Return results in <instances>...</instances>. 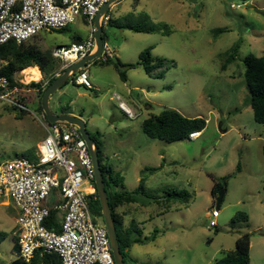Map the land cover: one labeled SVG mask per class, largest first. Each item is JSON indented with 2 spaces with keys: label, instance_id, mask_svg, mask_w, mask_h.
<instances>
[{
  "label": "rangeland",
  "instance_id": "obj_1",
  "mask_svg": "<svg viewBox=\"0 0 264 264\" xmlns=\"http://www.w3.org/2000/svg\"><path fill=\"white\" fill-rule=\"evenodd\" d=\"M108 14L111 59L123 67L100 60L90 63L85 69L92 89L71 79L52 96L50 109L59 114L61 106L69 105L71 113L85 121L99 142L101 165L121 177L118 191H135L148 170L139 198L150 205L136 204L137 210H129L127 217L136 220L144 238L154 230L165 233L154 242L132 246L128 263L216 264L222 251L234 250L238 236L249 232L251 264H264V125L254 119L245 79V59L264 56V0H117ZM88 36L80 16L67 28L42 31L30 41L52 51ZM236 42H240L238 54L227 63ZM149 47L153 58L164 60L161 70L170 66L164 76H150L141 65L125 66L137 64ZM19 78L26 82L23 72ZM33 81L37 82L25 84ZM30 90L24 95L28 110L0 101V162L37 160L47 132L37 118L42 115L41 96ZM115 95L139 115L128 117ZM165 108L202 117L207 126L196 139H151L142 123ZM152 168L156 172H150ZM82 189L94 191V182H85ZM172 190L188 192L189 200L156 202ZM222 191L217 210L216 197ZM238 212L247 213L249 220L233 221ZM18 215L11 198L0 199V264H15L19 258ZM98 222L105 225L101 219Z\"/></svg>",
  "mask_w": 264,
  "mask_h": 264
},
{
  "label": "built area",
  "instance_id": "obj_2",
  "mask_svg": "<svg viewBox=\"0 0 264 264\" xmlns=\"http://www.w3.org/2000/svg\"><path fill=\"white\" fill-rule=\"evenodd\" d=\"M110 1L0 0V44L10 40L22 44L42 31L65 29L82 16L90 27L89 37L52 51V56L62 64L61 69H66L95 51L94 20ZM110 18L107 12L102 19L103 28ZM112 57L113 52L104 41L99 60L106 62ZM23 71L15 73L14 86L6 77L0 78V101L28 110L24 95L31 90L19 85H28L19 78ZM74 83L92 89L85 68L75 74ZM115 99L128 117L135 119L139 115L121 96L115 95ZM37 118L47 132L38 146L37 160L17 158L0 162V199L11 198L19 210L18 257L29 263L41 251L56 253L62 264H116L107 228L91 211L90 205L96 199L94 191L82 189L85 182L95 178L86 141L76 126L51 123L44 113ZM200 134L194 132L190 139ZM53 213V227L57 224L58 231L47 227ZM211 226L216 223L212 221Z\"/></svg>",
  "mask_w": 264,
  "mask_h": 264
},
{
  "label": "trees",
  "instance_id": "obj_3",
  "mask_svg": "<svg viewBox=\"0 0 264 264\" xmlns=\"http://www.w3.org/2000/svg\"><path fill=\"white\" fill-rule=\"evenodd\" d=\"M139 1V0H135ZM108 25H112V19ZM104 29V40L107 41L106 27ZM133 30L137 32H145L148 31L146 29H142L140 27H132ZM39 35V34H38ZM36 35L33 38H36ZM37 41H27L22 44H18L17 42L10 40L4 44H0V78L6 77L12 86L16 85L14 76L17 71H40L43 75L41 81V75L35 77V81L39 82H31L28 85L19 84L21 87H26L27 89H36L40 94V103H39V111L43 113V109L41 106V98L45 91V89L52 84L57 78V74H62L66 69H61L60 62L52 56V51L50 49L43 50L38 47L36 44ZM152 47L147 48L140 54V60L137 64H128L125 65L128 69L135 68L137 65H141L145 72L150 76L160 77L164 76L167 68L161 70L164 60L161 58H153L151 55ZM240 49V42H236L231 48V54L227 63L232 59H235L238 51ZM99 61V59H97ZM96 61V60H95ZM101 61V60H100ZM102 62V61H101ZM106 64L113 63L115 67L122 68L123 64L120 61L114 63L112 59H109L106 62H102ZM174 65V64H172ZM225 66L223 69H225ZM245 79L246 83L250 89L251 98L250 104L253 109L254 119L257 123L264 125V56H255L249 55L245 59ZM32 67V68H30ZM39 67V69L37 68ZM60 70V71H59ZM23 71V72H24ZM120 76L122 79H126L125 71L120 69ZM71 79H74L71 78ZM70 79V80H71ZM70 80L65 84L67 85ZM27 83L30 81L25 80ZM32 81V80H31ZM148 107H151V104L146 103ZM70 106H62L59 114H70ZM207 126V120L202 117H186L181 114L179 111L175 109L165 108L159 114H151L148 118H146L142 123V129L144 133L151 139L156 140H164L167 142H176L180 140L190 139V134L194 132H202ZM95 139L99 146V142ZM99 154H100V162L101 160V150L99 146ZM104 180L106 183V190L109 196V203L113 212V217L115 219L118 239L120 242L121 252L124 256L125 264L128 263V255L129 250L132 246L139 243H149L155 241L159 234L165 233V231L154 230L153 233L148 237H143L142 232H139L135 221H131L126 223L125 217L128 215L126 211L127 206L144 203L140 201L139 196L143 193L146 185L145 172H143V176L140 179V184L138 188L129 193L124 191H118L116 187L119 185L121 178L118 174L114 175L112 168L105 169L101 165ZM238 171L240 167H237ZM150 172H156V169H150ZM110 181L111 189L108 185V180ZM94 182V196L96 199L91 203V211L92 214L98 219V221L103 219L101 204L99 201L97 187ZM215 192V188L213 190ZM181 198L183 201L189 200V193L186 191L179 192L177 190H172L166 192L163 198L156 201L158 204L173 201ZM219 199V196L216 197ZM157 200V199H156ZM125 208V209H124ZM122 210V211H121ZM163 214V212L161 213ZM55 216L53 213L50 223L47 224V227L50 229L59 230V227L55 225ZM249 215L245 212H238L234 217L233 221H248ZM1 237H6L5 234H2ZM16 244H15V252L18 253V236L16 235ZM251 233L243 232L241 233L236 240V247L234 250H224L222 251V255L219 259H217L216 264H251L250 258V250H251ZM15 264H62L59 255L53 252H45L37 251L33 256L31 262L27 263L21 258L15 262Z\"/></svg>",
  "mask_w": 264,
  "mask_h": 264
},
{
  "label": "water",
  "instance_id": "obj_4",
  "mask_svg": "<svg viewBox=\"0 0 264 264\" xmlns=\"http://www.w3.org/2000/svg\"><path fill=\"white\" fill-rule=\"evenodd\" d=\"M117 0H111L106 3L98 12L97 16L94 20L95 31V42L96 48L95 51L76 63L72 64L66 70L57 76L55 81L50 84L44 91L41 98V106L43 109V113L45 114L47 120L51 123H67L69 125L76 126L83 139L86 141L92 160L93 167L95 172V184L98 191L99 201L101 204L102 215L105 222V226L108 231V235L110 238L112 253L115 259L116 264H125L124 256L121 252L120 242L118 239L115 219L113 217V212L109 203V196L106 190V183L104 180L103 171L101 168L100 162V154H99V146L94 138L91 137V134L87 130V125L84 120L73 115V114H56L52 112L50 109V100L52 96L59 91L71 78L75 76V74L80 70L86 68L90 63L99 59L104 45V29L102 25V19L104 15L109 11L112 4H114ZM80 40H76L74 44H79ZM225 192L222 191L219 195L218 205L216 207L217 210L220 208V204L223 201Z\"/></svg>",
  "mask_w": 264,
  "mask_h": 264
},
{
  "label": "crops",
  "instance_id": "obj_5",
  "mask_svg": "<svg viewBox=\"0 0 264 264\" xmlns=\"http://www.w3.org/2000/svg\"><path fill=\"white\" fill-rule=\"evenodd\" d=\"M84 21H85V19H84ZM85 23H86V25L88 26V28H89V35H90V27H89V24L87 23V21H85ZM108 26V25H107ZM106 26V27H107ZM89 37V36H88ZM76 40H79V39H74L71 43H69L68 45H70V44H72V43H74ZM30 68H32V67H30ZM38 69H39V67H37ZM40 70V69H39ZM30 72H36L35 70H30V71H24L23 73L26 75V74H28V73H30ZM41 75V79H42V74H41V70L40 71H37V76H40ZM60 75V74H59ZM40 79V80H41ZM39 80V81H40ZM62 107V106H61ZM61 107H60V109H61ZM70 114H73V115H76V114H74V113H70ZM77 116V115H76ZM202 133V132H201ZM6 203V202H5ZM137 205H139V203H137ZM136 204H133V205H129V206H127L126 208H127V210L126 211H129V210H131V209H133V210H137V206ZM145 205H150V203H147V202H144V203H142L141 205H139V206H141V207H143V206H145ZM125 209V208H124ZM122 211V210H121ZM128 216V215H127ZM125 217V221H126V223H129L130 221H135L136 222V220L135 219H132V220H130L129 219V217ZM128 221V222H127ZM146 222V220H143V221H141V223H145ZM157 240V239H156ZM155 240V241H156ZM154 242V241H153ZM251 246H252V241H251Z\"/></svg>",
  "mask_w": 264,
  "mask_h": 264
},
{
  "label": "bare ground",
  "instance_id": "obj_6",
  "mask_svg": "<svg viewBox=\"0 0 264 264\" xmlns=\"http://www.w3.org/2000/svg\"><path fill=\"white\" fill-rule=\"evenodd\" d=\"M36 76H37V71L36 72H30V73L26 74L25 80H27V81L34 80ZM94 180H95V178H94Z\"/></svg>",
  "mask_w": 264,
  "mask_h": 264
}]
</instances>
